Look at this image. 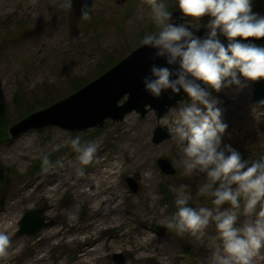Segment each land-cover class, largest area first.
Masks as SVG:
<instances>
[{
    "label": "rangeland",
    "instance_id": "obj_1",
    "mask_svg": "<svg viewBox=\"0 0 264 264\" xmlns=\"http://www.w3.org/2000/svg\"><path fill=\"white\" fill-rule=\"evenodd\" d=\"M164 3L169 11L177 9L175 0ZM85 6L91 8L90 19L81 18ZM252 11L264 15V0H252ZM207 19L200 18L201 26ZM156 30L150 0H72L68 11L56 0H0V106L9 125L72 94L140 45L144 34ZM257 45L264 46V40ZM253 88V81L242 79V87L208 89L220 101L221 119L227 124L223 135L232 131L231 136H224L222 147L231 145L248 160L264 154V107L253 100ZM188 102L190 99L177 101L159 117L152 109L143 117L131 112L121 121L106 120L101 127L71 131L45 126L15 136L7 133L0 144V212L8 213L5 222L13 237L8 250L0 255L19 250L12 264H73L83 253L80 244L71 242L75 232L45 241L39 237L47 230L64 229L69 222L76 226L87 222L90 229L94 224L103 229L85 245L88 249L103 245L95 264H116L111 256L115 253L123 255L122 264H209L218 244L214 222H209L203 236L177 234L164 226L176 211L170 204L180 184L189 185V206L214 207L210 197L198 192L205 182L204 174H183L180 143L168 125L176 108ZM77 105L82 107L83 102ZM157 127H165L169 136L156 143L153 136ZM76 136L82 144H98L87 165L80 164L68 143ZM45 156L48 166L43 165ZM114 158L121 168L113 181L117 191L98 211L90 210L93 199L76 198L67 185H60L66 163L75 164L79 174L87 177ZM158 158L168 160L175 172L163 174L155 162ZM51 167H55V176L48 178V187L58 184L59 188L48 206L46 195L34 189ZM28 190L34 191L32 196L17 204L18 194ZM165 196L171 197L168 202ZM36 209H41L45 222L53 224L35 235H20L24 213ZM245 218L241 206L237 223ZM145 237L148 240L141 242ZM41 256L44 261H36ZM254 259L255 264H264V248Z\"/></svg>",
    "mask_w": 264,
    "mask_h": 264
},
{
    "label": "clouds",
    "instance_id": "obj_2",
    "mask_svg": "<svg viewBox=\"0 0 264 264\" xmlns=\"http://www.w3.org/2000/svg\"><path fill=\"white\" fill-rule=\"evenodd\" d=\"M56 2L68 11L72 0ZM150 6L157 30L144 34L141 44L155 49L154 55L164 57L167 65L179 67L152 64L142 84L154 98L167 89L172 93L182 89L190 97V102L176 108L170 133L180 143L183 174H204L198 192L210 197L214 206H189V185L180 184L175 190L176 211L164 226L177 234L203 236L212 221L218 244L209 264H255L254 258L264 248V154L248 160L231 145L221 147L227 124L221 119L220 101L208 89L242 87V79H264V46L248 40L264 37V15L252 11V0H175L181 18L190 19L174 23L164 0H150ZM90 10L85 6L81 18L90 19ZM204 16L206 31L197 36L192 29L201 26ZM68 143L82 165L89 164L98 149L97 142L82 144L79 136ZM43 165H49L46 156ZM241 206L246 218L238 224ZM9 242V235L0 231V253Z\"/></svg>",
    "mask_w": 264,
    "mask_h": 264
},
{
    "label": "water",
    "instance_id": "obj_3",
    "mask_svg": "<svg viewBox=\"0 0 264 264\" xmlns=\"http://www.w3.org/2000/svg\"><path fill=\"white\" fill-rule=\"evenodd\" d=\"M171 12L172 17L170 19L172 22H184L177 9H173ZM188 26L191 27V25ZM192 30L197 36H202L206 31L201 26ZM220 39L224 40L223 37ZM237 39L240 38L237 37ZM248 40L257 44L264 40V37L259 39L250 37ZM154 53L155 49L142 44L138 45L118 62L72 94L9 126V136H15L30 128L38 129L45 126H56L71 131L101 127L106 120H110V122L121 121L125 115L131 112H136L143 117L151 109L159 117L177 101L190 99L182 89L178 93H172L171 89L162 90L159 98H154L145 91L142 78L149 74V68L152 64L166 66L170 69L179 67L178 64L167 65L164 57H157ZM197 82L201 83V81ZM253 86V100L263 108L264 79L253 81ZM123 96L125 97L122 99ZM78 102H83L82 107L77 105ZM166 130L165 127H157L154 131L153 142L157 143L167 138L169 132ZM155 162L163 174L168 175L175 172L165 158H159ZM131 188L135 191V187ZM40 213L41 209L24 213L20 220V235H35L40 229L53 224L52 221L45 222ZM111 256L116 264H122L124 261L123 255L120 253Z\"/></svg>",
    "mask_w": 264,
    "mask_h": 264
},
{
    "label": "bare ground",
    "instance_id": "obj_4",
    "mask_svg": "<svg viewBox=\"0 0 264 264\" xmlns=\"http://www.w3.org/2000/svg\"><path fill=\"white\" fill-rule=\"evenodd\" d=\"M175 118V117H174ZM128 125H131V118L127 119ZM131 122V123H130ZM174 119L170 120L168 122V125H173ZM232 131L231 129L228 130V133L224 134L221 139V147L223 143L224 136H231ZM186 143V142H185ZM126 148V146H123ZM180 154H181V148H180ZM118 159L114 158L110 161L99 165L98 168L93 169L92 173L89 174L87 177H82L81 174H79V170L74 165H70L69 162L66 163L68 166L64 169V174L61 176V182L60 185L69 187V190L73 191V196L76 198H86V199H93V202L91 204L90 210L92 212L98 211L101 207V203L106 204L107 202L112 201L113 196L116 194V188L114 187V177L115 173L120 171V166H118ZM65 165V164H64ZM50 176H55V167H51L44 173V177L41 178L35 185V190H39V192H43V194L46 195V197L49 199L48 206H51L53 203V195L56 191H58L59 185H53V187H48V184L50 180L48 179ZM66 177V178H64ZM54 178V177H53ZM139 179H141L139 177ZM34 191L30 192L28 190V193L25 194L24 191L22 193L18 194L16 203L20 204L26 200V198L31 197ZM107 194L108 196H106ZM73 197V198H74ZM118 206L115 205V208ZM8 215L7 212L2 214L0 212V231L6 232L9 235V241L12 242V234L9 231V224L5 222V217ZM7 219V218H6ZM3 220V222L1 221ZM75 223V222H74ZM74 223H68V225L64 229H51L47 230L42 235H40L39 240L45 241L49 240L57 235H63L67 231H73L75 232L76 237L74 236L71 239V242H75L80 244L83 253L80 254L76 261H74L73 264H95L97 261V258H100V252H101V244L94 246L93 248L88 249L85 245L89 242L92 236L98 235L103 229L102 226H99V224H94L93 227L90 229L88 227L87 222H84L80 225H75ZM148 240L147 237H145L141 242H144ZM140 242V243H141ZM9 246L7 245L6 250H8ZM262 250V248L260 249ZM19 250H15V252H10V254H1L0 255V264H12L11 261L16 258ZM96 254L97 256H94L93 258H89L88 256L90 254ZM27 255H31L30 253H27ZM34 255H32L33 257ZM255 260V259H254ZM36 261H44V256H41L36 259Z\"/></svg>",
    "mask_w": 264,
    "mask_h": 264
},
{
    "label": "trees",
    "instance_id": "obj_5",
    "mask_svg": "<svg viewBox=\"0 0 264 264\" xmlns=\"http://www.w3.org/2000/svg\"><path fill=\"white\" fill-rule=\"evenodd\" d=\"M30 110L26 111V113H28ZM9 126V122L7 120V117L5 115V111L3 106H0V144L5 140V138H7V128ZM171 197H164L165 202L168 200H170ZM172 206H175L174 203L170 204Z\"/></svg>",
    "mask_w": 264,
    "mask_h": 264
}]
</instances>
